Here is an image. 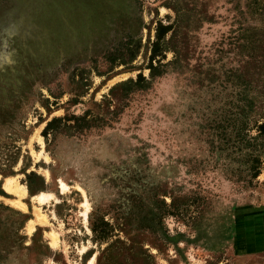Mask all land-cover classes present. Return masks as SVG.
<instances>
[{"label":"rangeland","instance_id":"374dc122","mask_svg":"<svg viewBox=\"0 0 264 264\" xmlns=\"http://www.w3.org/2000/svg\"><path fill=\"white\" fill-rule=\"evenodd\" d=\"M246 2L0 0V264L18 234L45 242L41 264L264 263L246 250L264 235V82L241 47L264 22ZM158 22L170 65L150 80ZM140 73L146 89L112 90Z\"/></svg>","mask_w":264,"mask_h":264},{"label":"trees","instance_id":"16d2710c","mask_svg":"<svg viewBox=\"0 0 264 264\" xmlns=\"http://www.w3.org/2000/svg\"><path fill=\"white\" fill-rule=\"evenodd\" d=\"M246 9L248 13L254 16H257V20L259 22H264V0H247ZM173 28H174V24L165 25L162 22H158L156 24V27L154 30L155 31L154 40L150 45V50H149L150 56H149V62L147 65L150 80L155 77L164 75L166 73V67L170 65L169 63H162V62L166 59V53L172 49L171 48L172 37L169 39L166 37H167V34L173 30ZM245 31L248 32V30H245ZM245 38L249 39L247 36H245ZM241 47L244 50L257 51L251 54L249 53L246 56V58L251 59L252 62L255 63L256 66H258L259 76L264 82V35H261L260 37L256 36L254 39H251V42L250 40L248 41L245 40V42L242 44ZM135 53H136L135 48L133 47L130 50L128 61L135 59L134 58L136 56ZM148 85H149V81H147V79L140 73L137 75L136 79L134 80L128 79L124 82H121L117 86L113 87L112 90L116 87H124L125 89H127V92H130L132 90H144L148 87ZM261 94L264 97V88L262 91L259 92V95ZM84 118L85 117H79L75 119L77 121L81 120L82 122H84V125L88 126L89 122H87L86 119ZM60 122H61L60 118H53L51 121H49L43 130V136H46L49 131H51L52 129H55V125ZM254 128L256 131V139L261 143V146L264 147V113L260 114L259 119L256 121L254 125ZM256 165H257V168H256L257 170H255L253 174L254 177H257L259 175L258 169L260 168V165H261L260 160H256ZM30 175L34 176V174H30ZM28 188L30 191V187ZM174 204H175L174 201H172L171 209L172 210L178 209V207H176ZM17 215L19 216V220H18L19 221L18 233H19L28 219L20 213H17ZM103 224L107 225L105 223ZM92 230L93 232L96 231V229H93V228ZM100 233L102 234V236L99 237V240L104 241L107 238V236L104 235L105 230L101 231ZM23 239L24 237L18 234V248H17L18 264H41V258H43V256H45L46 253L50 251L48 246L42 240H41L42 244H39V245L34 244L33 247L24 246V243L22 241ZM31 239L35 243L36 241H38V239H40V236L37 237L36 233H34ZM35 249H40L43 251V253H41V255L39 254L30 255L28 253L31 257H30V260H27L28 258L23 254V252L24 251L32 252ZM3 251L5 252L6 250H3ZM8 251H7V255L10 253Z\"/></svg>","mask_w":264,"mask_h":264},{"label":"crops","instance_id":"0c3cea01","mask_svg":"<svg viewBox=\"0 0 264 264\" xmlns=\"http://www.w3.org/2000/svg\"><path fill=\"white\" fill-rule=\"evenodd\" d=\"M262 237L256 239L254 242H251L250 244H247L246 245L247 246L246 250H248L247 252H252V253L256 252L257 253V252L264 251V239H262ZM250 245H253V246L250 247ZM261 264H264V263H261Z\"/></svg>","mask_w":264,"mask_h":264},{"label":"bare ground","instance_id":"6f19581e","mask_svg":"<svg viewBox=\"0 0 264 264\" xmlns=\"http://www.w3.org/2000/svg\"><path fill=\"white\" fill-rule=\"evenodd\" d=\"M8 183H9V186H11V184H12V181H8ZM60 184H61V187H62V189L65 191V190H67L66 188H67V185L63 182V181H60ZM15 191L17 192V193H19V194H22V189H21V191H20V188L18 187V186H16V189H15ZM50 196H53V195H51V194H41V195H38L37 197H36V200H39V201H41V202H43V201H45L46 199H48ZM19 207H20V205L21 204H19V203H16ZM24 207V206H23ZM93 263V262H92ZM91 263V264H92Z\"/></svg>","mask_w":264,"mask_h":264}]
</instances>
